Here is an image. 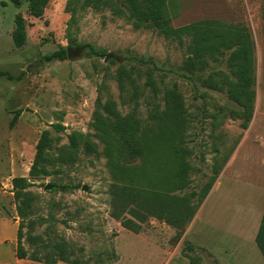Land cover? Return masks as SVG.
Returning a JSON list of instances; mask_svg holds the SVG:
<instances>
[{
  "label": "rangeland",
  "instance_id": "374dc122",
  "mask_svg": "<svg viewBox=\"0 0 264 264\" xmlns=\"http://www.w3.org/2000/svg\"><path fill=\"white\" fill-rule=\"evenodd\" d=\"M14 1L21 5L17 7ZM79 1L49 0L38 18L29 13L26 0H0V262L49 264L47 260L55 252L50 247H33L27 240L40 235L46 243L62 241L67 254L79 264H264L257 246L240 243L233 232L239 206L257 207L263 199L256 186L264 187V0H166L165 12L173 28L212 22L249 32L257 63L254 129L253 120L245 129L241 120L229 116L230 103L224 93L173 73L164 78L169 87L179 86L191 120L183 145L189 186L173 194H198L216 166L224 164L237 146H243L237 177H224L220 190H216L217 181L214 183L180 237L165 221L146 215L139 222L127 213V207L115 204L113 190L120 187L131 167L139 172L146 169L141 162L125 165L105 157L92 122L99 97L102 102L112 99L124 113L128 111L121 105L118 83L112 78L127 50L176 70L188 56L192 35H186L181 44L155 29H137L108 8L95 10ZM18 15L26 22L22 47H16L13 40ZM87 44L111 56L88 55ZM61 48L78 54L48 60ZM216 66L211 63V68ZM156 78L160 84L161 77ZM141 110L145 118L144 104ZM58 123L66 130L56 132L53 125ZM45 130L58 139L54 144L58 150L68 145L73 132L90 135L98 153L86 154L80 149L77 161L59 162L49 168V176L34 181L28 190L34 211L22 224V244L28 257L18 259L17 233L22 219L12 182L15 177H30L36 146ZM178 144L177 140L161 145L163 181L179 168ZM114 211L138 223L139 230L124 227L112 216ZM35 253L38 260L31 258ZM56 264L72 263L59 260Z\"/></svg>",
  "mask_w": 264,
  "mask_h": 264
},
{
  "label": "trees",
  "instance_id": "16d2710c",
  "mask_svg": "<svg viewBox=\"0 0 264 264\" xmlns=\"http://www.w3.org/2000/svg\"><path fill=\"white\" fill-rule=\"evenodd\" d=\"M26 1L29 13L38 18L43 16L49 3V0ZM79 2L73 0V3ZM14 4L18 7L21 2L14 1ZM82 5L95 10L108 8L114 15L127 18L137 29H155L159 34L178 40L181 44H184L186 35H192L191 44L187 48L188 56L176 70L165 69L154 58L127 50L123 55V62L112 78L118 83L121 105L127 107L128 111L124 113L112 99L102 102L99 97L92 122L94 137L103 144L102 154L105 157L120 160L125 165L141 162L146 169L139 172L136 167H131L120 187L113 190L115 204L127 207V213L139 222H144L146 215L165 221L178 230L177 237H180L210 193L228 158H225L224 164L216 166L214 175L198 194L192 192L181 197L173 194L174 191L189 186V167L183 145L191 120L179 86L174 84L169 87L164 78L173 73L194 85L199 84L202 88L224 93L230 103L227 106L229 116L241 120L244 128L248 129L255 114L257 94L254 41L249 32L234 25L218 26L216 23L203 22L173 28L165 12L166 0H84ZM15 24L14 44L16 47H22L26 41V22L23 16L18 15ZM86 47L88 55L107 56L104 50L91 44ZM67 57V49L61 48L48 56V60ZM212 62L217 65L215 68H211ZM156 75L161 77L160 84ZM143 104L146 107L145 118L142 117ZM53 128L56 132L66 130L60 123L54 124ZM90 137L73 132L68 136V145L58 150L54 145L58 139L54 138L49 130H45L36 146L30 177L13 179L17 211L22 219L17 233L18 259L28 257V252L22 244V224L34 211L33 195L28 191L29 188L34 185L36 179L49 176L51 166L59 162L77 161L80 149L86 154H97L98 145ZM177 140L179 146L175 148V154L179 168L163 181L165 171L162 169V158L159 154L163 149L161 145ZM55 149L58 155L55 154ZM112 216L121 221L127 229L139 230L138 223L123 217L119 211H114ZM27 240L33 247H50L51 251L55 252V255L47 260L49 264H56L59 260L79 264L67 254L62 241L50 239L46 243L40 235H31ZM256 243L264 257V215ZM31 258L39 259L36 253L32 254Z\"/></svg>",
  "mask_w": 264,
  "mask_h": 264
},
{
  "label": "crops",
  "instance_id": "0c3cea01",
  "mask_svg": "<svg viewBox=\"0 0 264 264\" xmlns=\"http://www.w3.org/2000/svg\"><path fill=\"white\" fill-rule=\"evenodd\" d=\"M257 110H258V98L256 94L255 114ZM255 125H256V122L254 121L253 129ZM260 130L261 129L258 128V134ZM262 137L264 141V135ZM263 148H264V143H263ZM242 149H243V146L239 145L233 150L231 156L227 160V163L225 164L224 168L222 169L221 173L219 174L216 180L217 181L216 190H220V187L223 186V181L225 180L224 177L227 178V176L229 177V175H231L232 179L237 177L236 175L239 169L238 162L241 159ZM257 188L259 190L260 195L263 196V199L258 200L259 202H258L257 207L251 206V205L239 206V209L237 211V217H236L238 223L236 224L235 230L233 231L236 234L237 240L240 243L253 244V246L255 245L257 246L256 237H257V234H258V231L261 225V221L264 215V189H263L264 187L262 188V187L256 186V189ZM252 195L255 198L257 197L258 192L255 191L253 192Z\"/></svg>",
  "mask_w": 264,
  "mask_h": 264
},
{
  "label": "water",
  "instance_id": "95a60500",
  "mask_svg": "<svg viewBox=\"0 0 264 264\" xmlns=\"http://www.w3.org/2000/svg\"><path fill=\"white\" fill-rule=\"evenodd\" d=\"M68 57L76 56L78 54V51H72L70 49H67ZM111 55H107V58H109ZM46 188H50L49 186H46Z\"/></svg>",
  "mask_w": 264,
  "mask_h": 264
}]
</instances>
